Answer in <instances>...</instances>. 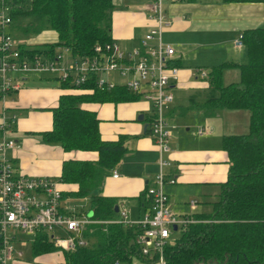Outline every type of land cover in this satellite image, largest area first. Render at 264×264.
Returning a JSON list of instances; mask_svg holds the SVG:
<instances>
[{"label":"trees","instance_id":"1","mask_svg":"<svg viewBox=\"0 0 264 264\" xmlns=\"http://www.w3.org/2000/svg\"><path fill=\"white\" fill-rule=\"evenodd\" d=\"M235 1L264 5V0ZM114 8L113 0H0V9L10 17V32L18 31L20 37L54 32L53 40L19 43L28 56H52L60 46L68 47L73 56L90 54L95 44L112 40ZM241 35L245 60L222 61L200 75L206 79V90L195 105L207 115L220 109L245 110L246 131L222 135L227 176L217 183L213 199L200 200L209 209L194 211L197 220L168 239L163 264H264V23L242 29ZM172 62L176 65L174 59ZM232 67L238 70V80L224 83L223 70ZM58 85L66 91L49 108L50 128L39 134L42 141L57 144L63 151L96 152L94 159H63L58 175L59 181L76 185L73 195L88 198L89 215L82 211L94 221L81 230L86 243L62 250L63 261L52 264H131L133 257H144L133 241L140 227L114 221L118 212L114 207L119 203L99 193L104 175L127 150L124 136L100 138L96 111L82 104L134 100L137 94L118 83L100 89L91 81L74 85L66 79ZM87 87L91 91H78ZM149 119L148 115L146 123ZM28 241L33 255L55 249L49 233L38 232Z\"/></svg>","mask_w":264,"mask_h":264},{"label":"crops","instance_id":"2","mask_svg":"<svg viewBox=\"0 0 264 264\" xmlns=\"http://www.w3.org/2000/svg\"><path fill=\"white\" fill-rule=\"evenodd\" d=\"M125 1L126 6L116 7L112 12L111 38L120 47L129 50L139 45V40L154 21L150 19L147 9L152 0ZM160 1L167 18V23L162 25L160 38L174 47L173 58L178 67L177 80L170 87L172 101L166 110L170 136L166 152L169 164L164 167V172L165 177L173 181H166L163 190L167 194L170 209L179 217L197 211V205L202 210V198H213L217 183L224 181L227 176L228 157L222 146V135L236 133L228 128L229 122L232 126L235 123H227L221 109L209 115L202 113L201 108L197 111L193 109L199 100H203L206 90V79L200 77L199 71L202 69L206 72L209 67L222 61L245 60V49H237L234 39L242 29L264 23V5L261 2L235 0ZM19 38L16 42L32 44L26 42L24 37ZM228 69L223 70V82V74ZM39 73L25 71L20 75L19 87L0 97V114L3 112L5 118L14 116L16 128L13 129L21 134V137L13 135L12 129L9 134L16 142L19 137V146L10 153L16 168L26 175H45L56 180L61 192V203L66 205L64 198L75 196L71 191L76 185L58 180L61 161L67 158L94 159L96 152L76 149L63 151L57 144L42 141L39 133L51 126L49 108L56 105L58 95L66 90L52 80L43 81ZM103 75L117 82L121 80L115 72ZM78 91L89 92L91 88ZM82 105L96 111L100 119V138L114 140L123 135L127 149L104 175L99 193L118 202L119 207L125 209L128 219L140 218L145 211V188L152 182L158 169L157 149L143 129V123L150 115L149 101L137 95L134 100L88 102ZM139 113L143 115L142 120L136 119ZM175 117L182 120L189 117L184 131L172 122L171 119ZM190 127L194 130H189ZM198 127L203 128L201 133L197 132ZM112 170L116 171V176L111 175ZM192 198L196 200L193 208L188 204ZM41 254L33 258L37 259L38 264L63 261L62 251L56 257ZM8 263L30 264L14 259ZM131 264L156 262L151 257H133Z\"/></svg>","mask_w":264,"mask_h":264},{"label":"built area","instance_id":"3","mask_svg":"<svg viewBox=\"0 0 264 264\" xmlns=\"http://www.w3.org/2000/svg\"><path fill=\"white\" fill-rule=\"evenodd\" d=\"M149 17L154 21L139 40V45L124 49L111 40L95 44L88 55L73 56L69 48L62 49L68 58L63 64V52L56 48L52 56L35 53L28 56L19 48V43L6 30L10 17L0 9V97L11 89L19 87V77L25 71L43 72L58 70L57 82L69 79L74 85L87 82L100 88H111L116 83L149 101L150 119L147 122L148 135L155 145L158 169L152 182L146 186L145 211L138 219H128L125 209L117 207L118 216L114 221L136 224L140 230L133 241L140 254L154 258L156 264H163V247L173 231L197 219L193 214L177 216L168 205L167 194L163 190L166 181L164 167L169 164L166 152L169 149L170 128L166 110L172 101L171 83L177 80L178 67L172 62L174 47L160 38L162 25L167 23L160 0H152L147 6ZM236 47L243 46L241 31L234 39ZM115 72L119 82L105 78L103 73ZM200 75L205 71L200 69ZM14 116L5 118L0 114V264H6L21 250L13 243H26L38 232L49 233L52 244L60 250H72L76 245L85 244L81 236L84 224L93 222L82 210L68 209L61 203V192L57 181L45 175L23 174L7 158L6 151L17 147L16 139L10 134ZM202 127L197 128L201 133ZM112 176H116L112 170ZM191 208L195 199H189ZM172 225L176 226L172 230Z\"/></svg>","mask_w":264,"mask_h":264},{"label":"rangeland","instance_id":"4","mask_svg":"<svg viewBox=\"0 0 264 264\" xmlns=\"http://www.w3.org/2000/svg\"><path fill=\"white\" fill-rule=\"evenodd\" d=\"M139 1V0H137ZM113 3L115 5V8H119L120 6H126L127 2L125 0H113ZM125 8V7H124ZM8 30H10L8 28ZM11 35L12 37L17 40V39H20V35L18 33V31H15V30H11ZM24 37V36H23ZM26 38V42H30V43H41V42H44V41H47V40H53L55 38L54 36V32L51 31V30H45V31H42L41 33L39 34H28V35H25L24 39ZM64 47V46H62ZM237 49H243L244 47L242 46H239V47H236ZM58 50H61V52H63V58L61 59V62L63 64L67 63L68 62V58H65L64 59V55L67 56V54L62 50V49H59L57 48ZM205 69V67H202ZM227 72H224L223 74V79H224V82H228V81H237L238 80V70L236 68H230L228 70H225ZM57 72L59 73L58 70H48V71H43L41 73H39L42 77L41 79L43 81L45 80H52L54 81L55 83H58L57 82V79L54 78L55 76H57ZM46 82V81H45ZM33 88L37 89L39 88V86H32ZM42 87H45V85H42ZM6 96V95H5ZM197 99V97L195 98V100ZM201 101V100H199ZM198 101V102H199ZM199 107L196 106V108H193V109H196V111L198 110ZM223 111V118L227 121V123L229 121H233V123H235V126H232V123H230V126L228 125V128L229 130H233V132H245L246 131V123H247V114L245 112V110H241V109H233V110H228V109H221ZM149 111L151 112V105L149 106ZM220 111V110H219ZM17 118V117H16ZM187 118L189 117H186L184 120H182V118L180 117H175L172 120V122L174 123H177L178 124V128L179 130L181 131H184L185 129V124L187 121ZM238 123V125H237ZM14 124V123H13ZM12 124V125H13ZM16 128V124H14L12 126V131L11 133L13 132L14 134L13 135H18L19 137H21V134H18V130H15L14 129ZM178 128H175L174 130L178 129ZM193 127H190L189 130H192ZM194 130V128H193ZM12 135V134H11ZM19 137H17V147L19 146ZM169 139V138H168ZM10 153H11V149H8L6 151V155H7V158H10ZM13 164L15 165V162L14 160L12 161ZM213 199V198H211ZM210 199V200H211ZM64 200H66V202H64L66 204V207L68 209H74L75 211H79V210H83L84 212L86 211L87 215H89V212H88V208H89V201H88V198L87 197H75V196H67L64 198ZM205 209L204 211L207 209H209V205H205L203 206ZM197 211H200V205H197ZM196 211V210H195ZM117 216H118V212H117ZM179 233V228L175 231H173L170 235V238H172L173 236H176L177 234ZM25 238L26 239V243L25 244H22L20 242H15L13 243V246L16 247L17 249L21 250V253L19 255H16L15 251H13V256L12 257H16V258H13L14 260H17V261H28L30 262V264H38L37 263V259H33L35 257H37L36 255H33L30 251V247H29V241L26 237H21V239ZM171 240V239H169ZM61 251L60 249L58 248H55L53 249L52 251H50L48 254L45 253V254H41L43 256H47V257H56V255L59 253L61 254ZM40 257V256H39ZM13 259H10V260H13ZM9 260L7 261V264ZM43 263V261H41Z\"/></svg>","mask_w":264,"mask_h":264},{"label":"water","instance_id":"5","mask_svg":"<svg viewBox=\"0 0 264 264\" xmlns=\"http://www.w3.org/2000/svg\"><path fill=\"white\" fill-rule=\"evenodd\" d=\"M142 118H143V115L141 113L137 114V116H136L137 120H142ZM146 126H147V123L146 122L143 123V129H145ZM114 211H117V206L114 207ZM175 229H176V226L172 225V230H175Z\"/></svg>","mask_w":264,"mask_h":264}]
</instances>
